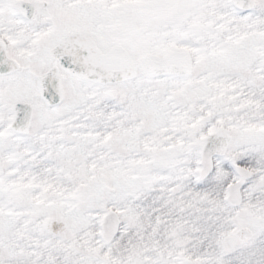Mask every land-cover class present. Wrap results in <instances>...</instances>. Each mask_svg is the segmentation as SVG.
<instances>
[{"label": "snow or ice", "instance_id": "snow-or-ice-1", "mask_svg": "<svg viewBox=\"0 0 264 264\" xmlns=\"http://www.w3.org/2000/svg\"><path fill=\"white\" fill-rule=\"evenodd\" d=\"M0 264H264V0H0Z\"/></svg>", "mask_w": 264, "mask_h": 264}]
</instances>
